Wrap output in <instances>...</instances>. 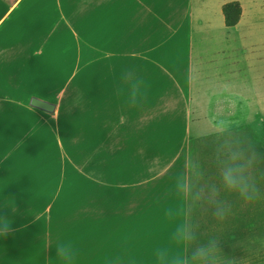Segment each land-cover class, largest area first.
Instances as JSON below:
<instances>
[{
    "label": "crops",
    "instance_id": "0c3cea01",
    "mask_svg": "<svg viewBox=\"0 0 264 264\" xmlns=\"http://www.w3.org/2000/svg\"><path fill=\"white\" fill-rule=\"evenodd\" d=\"M190 7L186 36L179 0H0V220L11 222L0 264H57L59 240L76 264H155L175 223L194 231L193 247L215 242L211 264H260L264 242L247 232L259 210L132 187L166 168L152 107L180 94L184 47L190 97L219 99L203 90L214 44L203 42L215 36L197 33L196 19L208 21ZM134 81L146 90L135 107Z\"/></svg>",
    "mask_w": 264,
    "mask_h": 264
},
{
    "label": "rangeland",
    "instance_id": "374dc122",
    "mask_svg": "<svg viewBox=\"0 0 264 264\" xmlns=\"http://www.w3.org/2000/svg\"><path fill=\"white\" fill-rule=\"evenodd\" d=\"M179 1L181 17H185L182 34L190 36L191 5L196 14L203 11L208 21L196 19L197 33L208 28L213 31L215 38L203 42L207 46L214 42L212 47L209 45L212 54L207 59L213 68L212 80L202 86L210 97L217 95L219 99H207L210 103H204L198 97H190V86L185 80L190 49L184 47L188 53L180 51L184 80L180 94H167L166 100L170 97L171 102L152 107L163 119L159 128L164 143L171 148L165 154L166 168L151 170L148 180H143L149 183L133 185V190L165 193L170 198L191 193L206 198L203 202L207 207L227 204L229 208L259 210L257 216L249 217L258 225L247 228V232L264 242V0ZM232 2H237L243 12L242 22L235 30L224 27L222 15V7ZM183 38L185 45L188 39ZM194 91L201 96L198 88ZM221 121L224 127L220 126ZM200 149L208 152L201 153ZM230 165L241 166L254 185L257 195L253 201L246 202L224 188L221 172ZM261 252L260 264H264V248Z\"/></svg>",
    "mask_w": 264,
    "mask_h": 264
},
{
    "label": "clouds",
    "instance_id": "9594fccd",
    "mask_svg": "<svg viewBox=\"0 0 264 264\" xmlns=\"http://www.w3.org/2000/svg\"><path fill=\"white\" fill-rule=\"evenodd\" d=\"M145 91L141 82L134 81L128 88L129 103L134 107L141 104ZM220 126H225L223 121ZM221 180L228 192L236 193L246 202L253 201L257 195L254 185L239 165L226 166L221 172ZM10 223L7 219L0 220V234H7ZM170 239L173 241L171 247L161 246L155 249V264H211L215 257V242L210 241L208 244L193 247L196 236L185 223L173 224ZM55 251L57 264H76L77 249L72 243L59 240Z\"/></svg>",
    "mask_w": 264,
    "mask_h": 264
},
{
    "label": "trees",
    "instance_id": "16d2710c",
    "mask_svg": "<svg viewBox=\"0 0 264 264\" xmlns=\"http://www.w3.org/2000/svg\"><path fill=\"white\" fill-rule=\"evenodd\" d=\"M242 13V7L237 2L225 4L222 7L225 27L231 29L238 26L242 19Z\"/></svg>",
    "mask_w": 264,
    "mask_h": 264
},
{
    "label": "water",
    "instance_id": "95a60500",
    "mask_svg": "<svg viewBox=\"0 0 264 264\" xmlns=\"http://www.w3.org/2000/svg\"><path fill=\"white\" fill-rule=\"evenodd\" d=\"M32 105L37 107V108H40L42 110H46L47 112H50L53 110V106H50L48 104H45L43 102H40L38 100H33L32 101Z\"/></svg>",
    "mask_w": 264,
    "mask_h": 264
},
{
    "label": "snow or ice",
    "instance_id": "6c2138e0",
    "mask_svg": "<svg viewBox=\"0 0 264 264\" xmlns=\"http://www.w3.org/2000/svg\"><path fill=\"white\" fill-rule=\"evenodd\" d=\"M262 130H264V129H262Z\"/></svg>",
    "mask_w": 264,
    "mask_h": 264
}]
</instances>
